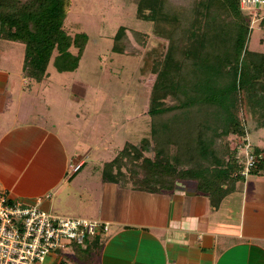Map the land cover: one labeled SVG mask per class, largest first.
Wrapping results in <instances>:
<instances>
[{"label": "trees", "instance_id": "obj_1", "mask_svg": "<svg viewBox=\"0 0 264 264\" xmlns=\"http://www.w3.org/2000/svg\"><path fill=\"white\" fill-rule=\"evenodd\" d=\"M135 18L151 24L165 42L152 60L147 97L150 140L125 143L102 164L101 181L151 194H169L176 184L192 186L210 209L235 191L244 157L246 124L264 130V52L247 49L251 17L239 0H133ZM68 0H0V40L23 46L21 72L40 83L52 54L58 72L75 69L86 41L63 28ZM264 24V16L260 17ZM145 34L119 26L111 39L114 54L134 56ZM76 49L71 55L69 49ZM249 145V144H248ZM253 165L264 168L263 149L251 148ZM149 153V156L145 154ZM247 175V176H248ZM98 237L80 248L81 264H98Z\"/></svg>", "mask_w": 264, "mask_h": 264}, {"label": "rangeland", "instance_id": "obj_2", "mask_svg": "<svg viewBox=\"0 0 264 264\" xmlns=\"http://www.w3.org/2000/svg\"><path fill=\"white\" fill-rule=\"evenodd\" d=\"M254 13L256 16L250 19L251 31L247 49L262 53L264 24L260 23V17L264 16V9H257L256 12L253 10L251 15L254 16ZM134 14L133 0H68L63 28L70 37L79 33H84L86 37L75 69L58 72L52 63L53 53L43 82L39 85L32 82L28 88L21 91L19 102L13 110L15 115L11 119L43 124L42 129L46 131L44 134L51 139L56 135L61 137L62 145H56L55 142L49 145V139H45L47 141L45 145L40 143L20 145L16 149H5L2 153L5 156L7 153L12 154L14 150L16 154H22L19 159V163L22 164L31 161L34 164L43 163L45 160H50L52 168L57 171L63 170V174L59 177L60 182L43 195L44 197L48 194L51 197L50 208L47 211L49 214L69 218L91 217L90 212L97 203L94 196L98 195V186L102 185V164L110 161L125 143L137 145L141 139L151 138L147 97L154 76L149 69L152 60L161 56L165 42L153 37L150 32L151 24L137 20ZM119 26L127 31L145 34L144 45L137 48L138 54L119 55L110 51L112 36ZM3 47L7 56L9 53L11 58L5 63V67L18 72L20 76L23 46L4 43ZM69 52L75 55L76 49L71 47ZM246 128L248 131L246 139L251 148L264 147V130L256 129L251 121L246 124ZM242 140L243 138L228 137V142L231 144L238 145ZM36 147L37 151L34 155L27 153L23 156L25 150L29 148L31 153ZM65 155L69 156L68 162L82 160L83 165L80 170L68 175L66 166L62 168ZM145 155L149 156V153ZM238 158H241L239 151ZM8 164H11V161ZM255 172L257 173L255 175H264V168L256 167ZM63 178L68 181H61ZM252 178L254 176H249L247 179ZM116 187L132 190L130 186L116 185ZM244 187L246 184L238 182L234 192ZM0 190L3 189L0 187ZM189 190L194 192L190 185ZM174 191L169 193L171 197L176 194ZM136 194L133 192L135 196L130 202L131 209L143 212L144 216L151 211L163 214L160 198L152 195L154 197L149 198L147 202L145 198L141 200L138 198L143 197L144 194H139L141 196ZM91 195L93 197H90ZM7 197L10 201L17 200L9 195ZM118 202L120 203L119 200ZM197 203L200 205L201 200ZM228 206L230 208L229 204ZM153 213L148 216L151 217ZM95 219L90 218V220ZM111 228L112 226L108 235L106 233L91 236L87 241L98 237V243L101 247L104 246ZM117 245V242L112 246L106 245L104 250L114 255H125L128 252V247L124 246V250H118ZM51 253L55 257V262L81 264V250L72 242H69L65 248L55 249Z\"/></svg>", "mask_w": 264, "mask_h": 264}, {"label": "crops", "instance_id": "obj_3", "mask_svg": "<svg viewBox=\"0 0 264 264\" xmlns=\"http://www.w3.org/2000/svg\"><path fill=\"white\" fill-rule=\"evenodd\" d=\"M4 43L11 42L0 40V187L9 197L25 204L40 198V208L47 212L51 197L43 195L60 182L63 170L52 168L50 160L22 164L19 163L22 154L13 150L12 154L4 156L2 152L20 145H45V139H49V145L54 142L62 145V139L56 135L53 141L45 135L43 124L11 119L21 91L32 81L21 71L20 77L18 72L5 67L11 58L9 53L7 56ZM28 149L23 156L34 155L37 151V147L31 153ZM261 157L264 159V152ZM28 158L30 161L31 157ZM63 159L62 168L66 166L68 175L71 174L70 163L82 161L68 162L69 156ZM249 176L254 178L247 179ZM242 182L246 187L223 197L216 209H210L207 199L188 191L185 184H176L173 189L176 194L171 197L170 194L118 189V184L102 182L101 187L98 186V195L94 196L96 207L93 205L90 213L91 217L108 222L109 229L112 228L100 249L98 264H264V175H248ZM133 192L136 196L149 195L138 197L147 202L154 196L160 198L163 214L151 211L144 216L143 212L131 209ZM198 200H201L200 205ZM150 213H153L151 217L148 216ZM114 242H117L118 250H124L126 246L128 252L125 255L107 253L105 246H112Z\"/></svg>", "mask_w": 264, "mask_h": 264}, {"label": "built area", "instance_id": "obj_4", "mask_svg": "<svg viewBox=\"0 0 264 264\" xmlns=\"http://www.w3.org/2000/svg\"><path fill=\"white\" fill-rule=\"evenodd\" d=\"M239 8L255 17L252 11L264 9V0H239ZM240 146L244 161L239 175L245 178L253 165V156L246 142ZM81 166L82 161L70 164L69 173L77 172ZM108 230V222L52 215L40 208V198L25 204L10 201L0 191V264H66L55 262L51 252L65 248L69 242L82 246L87 238L106 234Z\"/></svg>", "mask_w": 264, "mask_h": 264}]
</instances>
